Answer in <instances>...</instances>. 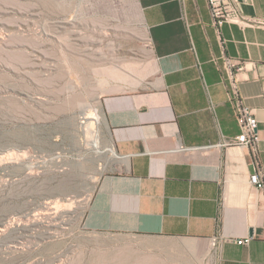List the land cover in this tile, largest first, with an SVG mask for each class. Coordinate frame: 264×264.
<instances>
[{
  "label": "crops",
  "instance_id": "obj_1",
  "mask_svg": "<svg viewBox=\"0 0 264 264\" xmlns=\"http://www.w3.org/2000/svg\"><path fill=\"white\" fill-rule=\"evenodd\" d=\"M137 3L152 56L136 82L100 97L112 169L82 226L139 240L119 264H264V188L249 183L255 168L264 175V28L217 30L207 0ZM240 9L264 16V0ZM224 58L243 66L232 78ZM232 81L257 119L256 160L218 145L240 132ZM243 237L248 244L236 242Z\"/></svg>",
  "mask_w": 264,
  "mask_h": 264
},
{
  "label": "rangeland",
  "instance_id": "obj_2",
  "mask_svg": "<svg viewBox=\"0 0 264 264\" xmlns=\"http://www.w3.org/2000/svg\"><path fill=\"white\" fill-rule=\"evenodd\" d=\"M151 56L137 0H0V264H119L138 245L81 219L112 169L100 97Z\"/></svg>",
  "mask_w": 264,
  "mask_h": 264
},
{
  "label": "built area",
  "instance_id": "obj_3",
  "mask_svg": "<svg viewBox=\"0 0 264 264\" xmlns=\"http://www.w3.org/2000/svg\"><path fill=\"white\" fill-rule=\"evenodd\" d=\"M207 5L214 27L219 30L224 24H235L241 29L264 28V16L248 15L241 11L240 0H207ZM223 68L228 72L231 78L235 71L243 68L242 64L233 62L232 59L224 58ZM231 96L235 102L234 112L238 122L240 132L234 138L224 139L218 145L223 147L239 146L248 148L254 160L257 159L259 135L257 132V119L253 110L244 105L239 97L237 87L232 81ZM249 183L257 188H264V175L261 169L255 168L249 176ZM216 238L212 241L216 242ZM249 237L238 238V244H248Z\"/></svg>",
  "mask_w": 264,
  "mask_h": 264
},
{
  "label": "bare ground",
  "instance_id": "obj_4",
  "mask_svg": "<svg viewBox=\"0 0 264 264\" xmlns=\"http://www.w3.org/2000/svg\"><path fill=\"white\" fill-rule=\"evenodd\" d=\"M10 151V150H9ZM100 152H103V151H108V149H104V150H99ZM14 154V153H13ZM4 157V156H2ZM1 159V158H0Z\"/></svg>",
  "mask_w": 264,
  "mask_h": 264
},
{
  "label": "water",
  "instance_id": "obj_5",
  "mask_svg": "<svg viewBox=\"0 0 264 264\" xmlns=\"http://www.w3.org/2000/svg\"><path fill=\"white\" fill-rule=\"evenodd\" d=\"M249 234H251V229H250V231H249Z\"/></svg>",
  "mask_w": 264,
  "mask_h": 264
}]
</instances>
